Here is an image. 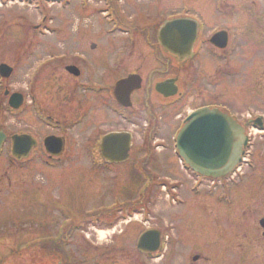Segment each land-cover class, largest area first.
Wrapping results in <instances>:
<instances>
[{"label":"flooded vegetation","instance_id":"1","mask_svg":"<svg viewBox=\"0 0 264 264\" xmlns=\"http://www.w3.org/2000/svg\"><path fill=\"white\" fill-rule=\"evenodd\" d=\"M225 27L218 29L227 34L228 41L224 49L219 50L209 43V37L215 32L203 38V33L200 31L194 46L193 58L185 60L172 54H169L170 58H156V53L161 51L156 41L154 58L159 68H154L155 72L152 71L145 76L140 72L139 66L132 68L134 63H138L140 60L137 56L138 53L135 52L129 53L130 57L133 54L137 57L133 64L130 63L133 61L130 58L126 60L125 64V58H113L112 60L110 58H74L73 65L78 72V76L75 78L76 88L86 92L89 98L81 97L72 114L62 108V99L57 104H40L38 111H35L32 103L35 100L33 91H36V87L33 85L30 94L32 101L29 105H32L31 111L34 116L32 119L36 124H30L26 131H16L10 134L0 122V129L6 136L1 153L10 147L9 167H6L8 170L0 171L1 183L4 181L12 190L9 201L6 200L5 203L9 208H18L19 204H24L20 211L25 208V203L32 206L28 215L33 216L29 220H27V215L22 217L23 220L20 221L19 217L14 222L18 229L28 225L31 228L32 237L24 245H29L31 250L37 251L36 254L43 251L50 254L51 258L48 261L40 259L41 264H82L78 260V253L80 252L85 260L86 250L91 251L92 262L90 264H148L147 262L171 264L179 245H182V248H188L191 264H211L212 259L209 257L208 248L210 247L214 253H218V251L225 250L227 246H231L232 249L239 252L238 264H244L245 261L250 262L247 260L250 254L256 257L260 253L263 255V263L260 264H264V229L260 226L264 215H261L257 220L259 221V230H257L256 236H248L249 234L246 232H242L238 236L239 230L234 231L233 229L228 233L226 229L224 230L225 224H233L235 229L241 230L244 222L242 218L247 215L253 217L255 209L243 211V214L238 216L234 215L232 216L233 220H227L225 215L220 213L213 219L208 216L205 228H209V235L203 237L204 247H207L205 251L204 247H195L196 238H192L190 233L192 222L187 219H179L185 223L178 227L175 221V223L173 221L164 223L161 214H158L160 211L156 210L159 200L162 199L163 188L166 189L167 186L172 185V188L168 189L167 187V189L168 192L175 194L174 186H181L178 180L167 184L164 181L169 179L161 175L163 172L169 173V169H173L169 162L170 155H173V158L174 155L178 157V164L183 173L189 172L196 176V179L206 180L213 184L217 182L218 187L221 186L219 190L222 188L227 190L226 180L233 181L236 178L235 183L238 186L245 175L242 168L248 166L250 161L247 159L254 156L253 150H249V147H253V133L264 135V117L252 118L248 116L246 119H242L235 107L225 102L223 94L201 97L203 98L202 103L189 110L183 117L181 116L183 111L180 110L205 91V88L200 87L196 89L195 93L192 91L193 88L189 90V93L184 90L187 84L194 87L197 82L195 74L196 71L199 72V68L192 62L197 59L198 42H200V46L208 44L215 56L222 62L229 59L228 63L222 66L224 68H219L223 71L218 73V77L224 75L223 77L228 76L233 79L241 78L242 66L236 62L235 58L238 57L237 48H240L239 45L244 35L235 32L232 29L233 25ZM125 29L132 30L126 47H130V44L136 47L141 41L147 43L152 41L151 38L146 39L147 29L139 28L137 30L131 27ZM250 44L253 48L254 41H251ZM198 51L200 50L198 49ZM250 56L255 57L254 48L251 55H245L244 58ZM48 63H50L49 60ZM161 65L164 66L162 69H160ZM183 70L189 72L192 81L185 82L180 78L178 72ZM257 70L258 68L255 66L250 71L251 76ZM117 74L118 76H116ZM100 75H103V78H99ZM129 76L136 78L128 83L129 86L126 89L116 92L119 100L120 98L123 100L118 101L115 94L116 83ZM158 77L161 79L156 80ZM171 81H173L171 88L176 89L177 95L165 97L164 94L158 93L157 85ZM135 85H138L139 88L133 91L132 88ZM168 108L170 110L167 112ZM203 108L218 110L229 116L244 129V134L248 137V146L243 150L240 165L234 168L227 178L219 181L197 176L191 169L184 166L176 149L177 136L188 124V116ZM171 120H177L174 126L167 125ZM139 129V139L136 140L135 130ZM168 131L172 133L170 141L166 138H159L161 134H167ZM22 135H28L26 146L30 144L29 154L25 159L17 160L12 156V137ZM124 138L128 140L125 146L128 150L123 155ZM109 139L111 141L108 142L107 150H105L106 140ZM46 140H48L47 144ZM160 149L164 150V153L159 151ZM123 156H125L124 160L121 159ZM25 162L28 167H21L20 165ZM68 165H76L78 168H70L67 167ZM24 169H27L26 172ZM146 169H151L153 173L158 174L151 175L152 180L148 186L141 176L142 171ZM19 171L21 172L19 173ZM124 174L129 178L128 184L120 182ZM187 178L192 179L190 176ZM23 179L29 181L26 184V189L20 186ZM69 181L72 183H68ZM157 181L159 189L156 190L152 201L151 189H148ZM120 184L124 185L125 192L118 200L116 196L119 194L116 193V190L119 189ZM218 187L214 186V190ZM150 207L155 213L156 223L153 226H146L150 220L144 222L146 227L134 233L131 230V225L138 222V218H140V223L143 219L146 220L148 217L150 219ZM64 210L70 213L76 211L75 214L79 216V220L66 224V226L61 219ZM2 214L0 213V218ZM13 215L17 217L18 214ZM51 224H54L55 227L53 232L49 231ZM123 224L124 228L118 229ZM90 229L92 230L91 236L86 233ZM105 232L110 240L98 242V234ZM146 232L155 236V241L152 244L154 247L146 246L144 252H141L137 248V243ZM11 236V234L3 236L2 229H0V247H2L3 238ZM92 236L95 239H92ZM49 245H51L50 249ZM204 252L207 256L202 257ZM34 258L35 263L36 257ZM140 258H144V261ZM195 258L197 259L195 260ZM221 262L224 263V261ZM36 264L39 263L36 262Z\"/></svg>","mask_w":264,"mask_h":264},{"label":"rangeland","instance_id":"2","mask_svg":"<svg viewBox=\"0 0 264 264\" xmlns=\"http://www.w3.org/2000/svg\"><path fill=\"white\" fill-rule=\"evenodd\" d=\"M185 16L196 20L200 25L201 22L204 24L203 38L221 27H232V25V29L237 33H243L244 37L241 39L240 48H237L238 57L235 58L236 62L242 66L240 79L223 77L224 75L218 77V73L223 71L219 68H224L222 66L226 65L225 63H228L229 59L222 62L215 56L208 44L207 46L202 44L197 53V59L192 62L199 68V72L196 71L195 74L196 85L191 87V84H187L184 90L189 93V90L193 88L192 91L195 93L196 89L200 87L205 88V91L180 110L183 111L181 116L183 117L189 110L202 103L203 98L201 97L223 94L225 102L232 104L242 119H246L248 116L252 118L264 117V0H0V64L4 63L14 68L10 79H0V122L3 128L12 134L16 131H26L30 124H36L32 119L34 117L31 111L32 105L39 108L40 104H57L62 99V108L72 114L81 97L89 98L86 92L76 88V80L69 77L64 70L65 66L75 63L74 58H110L111 60L125 58L124 64L130 58L133 61L129 60V62L133 64L137 57L134 54L130 57L129 53L135 52L139 54L137 56L140 60L138 63L135 62L132 68L139 66L142 75H148L154 71V68H159L154 58L155 37L158 28L167 19ZM117 25H120L121 30L124 26L125 28L131 26L137 30L139 28L147 29L146 39L151 38L152 41L150 43L141 41L136 47L131 44L130 47H126L132 30L123 28L124 33H122L118 28L115 29ZM244 28L246 32L243 31ZM127 31L128 35H126ZM251 41H254L255 57L244 58L245 55L252 53ZM92 44H95V50H90ZM156 58H170V56L160 51L156 53ZM255 66L258 70L251 76L250 71ZM163 67L161 65L160 69ZM178 73L185 82L192 81L187 70ZM99 78H103V75H100ZM159 79L161 77L156 78V80ZM33 85L36 87V91H33L35 100L32 105H29L32 101L30 94ZM6 90L10 94L20 92L25 96L26 99L20 112L8 110V99L4 96ZM169 110L168 108L167 112ZM163 112L166 113V111ZM172 121L174 120L168 121L167 125L174 126L177 120ZM135 133L137 140L140 129L135 130ZM171 134L168 131L167 134H161L159 138H166L170 141ZM252 140L253 147H249V150H253L254 156L247 159L250 161L249 167L242 168V172H245L242 182L236 186V178L233 181L227 179V190L223 188L219 190L221 186L218 187L217 182L213 184L206 180L196 179V176L189 172L183 173L178 164V157L174 155L173 158V155H170L169 162L173 169H169V173L163 172L161 175L169 179L164 181L167 184L178 180L181 186H174L175 194L168 192L172 185L167 186L168 189L167 187L163 188L162 199L159 200L156 210L160 211L158 214H161L164 223L173 221V223H177L178 227L185 223L179 219H187L192 222L190 233L192 238H196L195 247L203 248L205 246L203 237L209 235V228H205V222L208 216L213 219L218 213L225 215L227 220H233L232 216L241 215L248 209H255L253 217L247 215L242 218L244 222L241 230L235 229L233 224H225V228L224 226L223 228L227 233L233 229L234 231L239 230L238 236L242 232H246L249 234L248 236H256V232L259 230V221L257 220L261 215H264V135L253 133ZM159 151L164 153L162 149ZM9 152L10 147L3 150L0 157L1 172L8 170L6 167H9ZM20 166L28 167L27 162ZM67 167L78 168L76 165ZM24 170L26 172L27 169ZM151 175L158 174L153 173L151 169L142 171L141 176L146 186L152 180ZM115 182L118 181L115 180ZM120 182L129 183L126 174L122 175ZM28 183V180L23 179L20 182L21 188L26 189ZM157 183L158 181L148 189H151L152 201L156 190L159 189ZM123 184H120L119 189L116 190V193L119 194L116 196L118 200L125 192ZM214 186L218 189L214 190ZM11 192V188L4 181L2 183L0 181V213H3L0 218V229H2L3 236L6 234L15 236L3 238L2 247H0L2 256L0 264H36V262L41 264L40 259L48 261L51 258L50 254L44 251L36 254L37 251L31 250L27 244L24 245L32 237L31 228L28 225L18 229L14 221L19 217L20 221L23 220L22 217L28 215L32 206L25 203L26 206L22 211L20 210L24 204H19L18 208H9L5 201H9ZM1 199L4 200L1 201ZM150 209V219L148 217L146 220H142L143 223H140V218H138V222L131 225V230L134 233L156 223L153 208L150 207ZM75 213L77 212L70 213L64 210L62 222L68 225L78 221L79 216ZM13 214L18 215L15 217ZM32 216L28 215L27 220ZM149 220L150 222L144 226V222ZM123 226L124 224L118 229L124 228ZM32 230L34 229L32 228ZM212 230L214 229L212 228ZM49 231H55L54 224L50 225ZM86 233L91 236L92 230L90 229ZM182 233H184L183 230ZM92 239L95 238L92 236ZM109 240L110 237L106 232L98 234V242ZM50 247L51 245H49V249ZM206 248L204 247V251ZM208 250L209 257L212 259L211 264L239 263V252L232 249L231 246L218 251L219 254L214 253L210 247ZM82 252L84 251L82 250ZM90 252V250H86L85 260L79 252L78 260L82 264H90L92 262ZM133 256L137 257L135 254ZM203 256H207L206 252L202 254ZM34 257H36L35 263ZM262 258V253L256 257L250 254L247 259L250 262L245 261L244 264H260L263 263ZM140 259L144 261V258ZM216 261H224V263ZM147 263L156 264L155 262ZM171 264H191L188 248H182V245H179Z\"/></svg>","mask_w":264,"mask_h":264},{"label":"water","instance_id":"3","mask_svg":"<svg viewBox=\"0 0 264 264\" xmlns=\"http://www.w3.org/2000/svg\"><path fill=\"white\" fill-rule=\"evenodd\" d=\"M198 35L197 23L189 19H175L166 21L158 30L157 40L161 48L167 54L175 55L181 59L191 58L193 47ZM210 43L218 49H223L227 43V37L224 32L215 34ZM92 49L95 48L93 45ZM12 69L7 65H0V77L9 79ZM67 71L74 76H78V72L74 68H67ZM134 78V77H133ZM132 79L119 83L116 90L129 86ZM170 83H162L157 85V91L164 94L165 97H173L176 95V89L171 88ZM133 85V84H132ZM139 86H133L137 89ZM168 91V92H165ZM5 95H8L6 92ZM22 96L14 94L9 98L8 105L17 110L22 105ZM5 136L0 129V147ZM13 155L17 159L25 158L29 152L30 144H27L26 136L12 138ZM124 140V147L128 140ZM111 139L106 140L107 144ZM247 138L244 136V130L237 126L228 116L213 110H199L188 118V124L179 133L177 138V149L181 158L190 168L203 177L219 179L228 175L233 168L240 163L242 148L247 146ZM26 146V147H25ZM110 149V147H109ZM124 154L126 147L122 150ZM121 159H124L122 157ZM264 228V220L261 221ZM143 235L138 243V248L148 246L144 243L147 236Z\"/></svg>","mask_w":264,"mask_h":264}]
</instances>
